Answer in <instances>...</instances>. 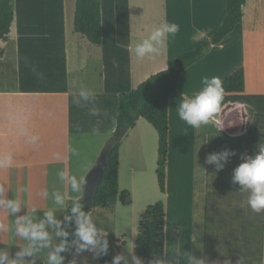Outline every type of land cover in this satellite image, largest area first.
I'll return each instance as SVG.
<instances>
[{
	"label": "crops",
	"instance_id": "obj_1",
	"mask_svg": "<svg viewBox=\"0 0 264 264\" xmlns=\"http://www.w3.org/2000/svg\"><path fill=\"white\" fill-rule=\"evenodd\" d=\"M141 1H108L113 14L109 21L104 0H100L102 39L95 46L81 35V40L77 39L79 34L73 32L75 0H12L13 22L6 41L0 42V159L10 155L11 162L0 164V188L8 192L28 188L21 191L22 216L34 214L40 220V206L55 192H67L64 205L55 204L63 213L70 201L81 196V192L69 193L67 179L61 180L59 173L70 172L79 179L94 165L97 158L79 164L83 162L79 151L94 136H103V145L111 137L118 95L164 71L172 60L208 39L220 25L226 6V0H160L159 11L145 10L142 14ZM164 20L177 24L179 31L169 37L161 55L153 60L137 59L132 53L134 44ZM237 68L244 72V92L224 95L223 106L243 108V133L228 134L226 128H232L233 121L225 125L219 115L220 129L215 125L194 129L178 117L182 96L199 91L203 77L222 80ZM82 86L96 94L94 106L100 115L90 114L91 104L72 102ZM178 90L168 102V151L164 193H160L164 199V264H264V211L253 212L246 203L247 193L232 180L241 154L252 156L264 146V0H245L241 22L181 73ZM33 134L39 137L34 144L28 139ZM225 149L235 155L221 170L205 162L209 154ZM156 150V132L138 119L120 142V190L122 176L126 189L136 185V176L145 173L146 155ZM136 157L138 161L133 162ZM44 190L47 196L42 195ZM4 209L0 207V217L3 212L4 217L12 216ZM13 218L7 222H14L10 227L15 232L18 217ZM99 233V239L106 234ZM107 233L123 243L122 255L124 237H118L114 230ZM50 234L58 244L54 228L50 227ZM12 237L23 242L21 248L28 243ZM4 247L10 259L16 255L10 243ZM133 247L130 264H134ZM49 250H42L41 258L40 253L25 257L24 264L33 259L35 264H46ZM73 262L100 264L95 252L88 254V250L74 251Z\"/></svg>",
	"mask_w": 264,
	"mask_h": 264
},
{
	"label": "trees",
	"instance_id": "obj_2",
	"mask_svg": "<svg viewBox=\"0 0 264 264\" xmlns=\"http://www.w3.org/2000/svg\"><path fill=\"white\" fill-rule=\"evenodd\" d=\"M12 0H0V42L6 41L13 22ZM245 0H226L225 13L214 33L205 40L197 42L194 50L172 60L164 71L151 75L144 82L128 93L118 95V113L115 129L111 136L115 145L109 155L103 177L98 185L94 206L101 209H113L117 202L122 206L131 203L127 192H119L118 187V152L123 137L132 129L138 119H143L152 126L157 135V161L155 175L159 192L164 193L165 165L168 151V102L169 98L179 94L178 78L183 71L200 61L212 46L219 44L242 20V6ZM73 32L81 35L91 45L101 43L100 0H75ZM2 52L0 51V56ZM224 95L243 94L244 72L237 68L221 80ZM225 125L233 121L232 128H226L230 135L244 131L245 111L237 104H226L219 114ZM70 201L63 213V228L69 233V243L74 239L75 224L65 223V216L71 215ZM83 207V206H82ZM87 212L91 209L83 207ZM101 241L107 240L106 255H97L100 264H112L113 257L120 255V243L113 233L103 234ZM75 248L70 247L61 253L63 264H71ZM133 256L141 264H164V206L157 201L145 207L137 225Z\"/></svg>",
	"mask_w": 264,
	"mask_h": 264
},
{
	"label": "clouds",
	"instance_id": "obj_3",
	"mask_svg": "<svg viewBox=\"0 0 264 264\" xmlns=\"http://www.w3.org/2000/svg\"><path fill=\"white\" fill-rule=\"evenodd\" d=\"M179 31V26L175 23H169L167 20L153 25L150 34L136 42L132 48L133 55L140 60L148 58L155 59L161 55L167 45L170 36L174 37ZM203 87L192 93L191 95H183L177 107L178 117L191 128L199 129L201 126L215 125L219 129L222 128V121L218 119V115L222 111L224 101V87L219 77H203ZM81 101L93 105L90 114L93 116L100 115V110L95 107L96 94L81 87L78 97H74L72 102L80 105ZM96 131H99L96 129ZM26 132V130H25ZM30 143H36L39 139L38 135H30L28 137ZM235 155L232 150L225 149L219 153H212L206 157V163L215 165L217 171L221 170L228 159ZM241 162L233 169L232 180L238 183L242 190L247 193L246 203L253 212L260 213L264 211V146H260L258 151L248 156L241 154ZM11 156H5L0 159V164H9ZM61 180L67 179L72 192L80 193L83 185L86 184V179L81 176L79 179L70 172H60ZM3 189H0L2 192ZM21 191H28V188L22 187ZM47 190L42 192V195L47 196ZM55 204L63 206L65 201L60 193H54ZM0 207L7 209L11 214H16L20 211L21 204L15 199H0ZM35 213V209L32 210ZM65 223L72 221L75 224L74 239L69 243L64 239L62 243H54L53 236L46 226L55 229V237L66 238L69 233L61 227V221L54 217V212L49 209L44 212V218L37 220L35 215H23L15 221V234L21 237L28 243L22 247L11 258L8 252L0 249V264H24L25 257L34 258L44 249H50L47 253L46 264H63L64 257L61 253L68 250L70 247L75 248L77 254L88 250L94 251L96 255H106L108 252L107 240L99 239L100 233L93 223L92 214L83 209L78 202H73L71 207V215L65 216ZM124 260L123 255L113 257L112 264H120ZM134 264H141V260L133 256ZM30 264H35V260L30 261ZM75 264V262H73ZM200 264H203L201 261Z\"/></svg>",
	"mask_w": 264,
	"mask_h": 264
},
{
	"label": "rangeland",
	"instance_id": "obj_4",
	"mask_svg": "<svg viewBox=\"0 0 264 264\" xmlns=\"http://www.w3.org/2000/svg\"><path fill=\"white\" fill-rule=\"evenodd\" d=\"M110 0H104V10L106 11V15L109 21H112L113 14L109 11V3ZM107 2V4H106ZM160 0H142L140 4V10L142 9V14L145 10H152V9H160ZM159 11V10H158ZM119 16V14H118ZM122 16V15H121ZM105 21V16H104ZM106 25V21L104 23ZM106 29V27L104 28ZM105 31V30H104ZM77 39L81 40L82 38L80 35H75ZM84 44H87L85 41H83ZM87 79V78H86ZM86 83L89 85V83L86 81ZM144 126L145 123H142ZM153 132V131H152ZM104 143V137H92L90 140H87L85 142V145L83 146L82 150L79 151V159L83 158V162L86 165L89 161H92L98 157V154L100 152V146ZM156 151H152L150 154L146 155L145 159V170L144 174L141 176H136V185L133 187L130 186V190L126 189L128 187L126 185V182L123 181L122 176V185L121 190L119 189V192H127L129 194L131 205L129 207H123L120 203H118L113 209V211L109 209H101V208H95L94 211H92V218L93 223L97 227L98 231L103 232H113L115 231L116 235L118 237H124L123 242L124 245L122 247V255L125 257V260L127 261V264H130L129 261V255H131V249L134 244V238L136 235L137 225H138V219L141 216V213L143 211V205H149L153 204L157 201L164 202V199L160 196V192L157 185V179L155 176V169H156ZM138 161V158L133 159V162ZM3 189V188H0ZM24 192H8V191H2L0 192V199H14V196H18V200L21 202V196ZM57 193V192H55ZM62 196H64L67 192H58ZM69 193H73L70 191ZM76 201V200H75ZM40 202H42L40 200ZM44 202V201H43ZM54 205V206H53ZM52 209L54 210V217L57 220H60L61 227H63V211L58 212L57 208L55 207V201L54 197L52 198L51 195L45 199L44 205L40 206V219L44 218V212L45 210ZM5 210V209H4ZM24 206L21 205L20 211L16 214H12V216L4 217L5 213L3 212L0 217V249L5 250V243H10L13 248H16V252H18L19 248L23 246V242L19 238L14 239L12 235L18 236L15 234L14 230L11 229V225L14 224V222L8 223L7 221H14L13 216L20 217L23 214ZM21 214V215H19ZM135 218V219H134ZM46 230L50 232V227L46 226ZM11 237L10 239H8ZM57 241V238L56 240ZM59 242V241H58ZM88 254H90V251H88ZM42 257V253H40V258ZM12 258H15L13 256ZM41 264V262H40ZM123 264H125V261L123 260Z\"/></svg>",
	"mask_w": 264,
	"mask_h": 264
},
{
	"label": "water",
	"instance_id": "obj_5",
	"mask_svg": "<svg viewBox=\"0 0 264 264\" xmlns=\"http://www.w3.org/2000/svg\"><path fill=\"white\" fill-rule=\"evenodd\" d=\"M114 145L115 140L114 137L111 136L110 138H108V140L100 150L94 165L84 176V178L86 179V184L82 187L81 196L75 201L80 203L83 207L91 210L95 208L94 200L96 191L103 177L109 155L112 152ZM64 239L66 238H60L58 243H62Z\"/></svg>",
	"mask_w": 264,
	"mask_h": 264
}]
</instances>
